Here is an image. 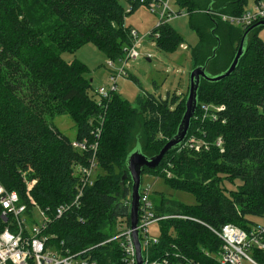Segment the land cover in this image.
<instances>
[{
    "label": "trees",
    "instance_id": "trees-1",
    "mask_svg": "<svg viewBox=\"0 0 264 264\" xmlns=\"http://www.w3.org/2000/svg\"><path fill=\"white\" fill-rule=\"evenodd\" d=\"M126 3L131 6L129 12L143 5L141 0H0V181L9 190H16L29 209L24 173L29 180H37L30 195L42 208L55 210L74 198L80 179L73 166L87 164L90 152L75 149L73 139L51 120L70 112L74 105L75 139L99 142L100 171L94 183L85 187L81 206L54 217L49 232L57 234L53 242L64 241L73 253L93 247L86 254L100 264H121L116 242L95 245L114 236L117 219L129 214L132 184L126 158L135 146L134 139L140 141L146 155L158 153L177 131L188 93L185 98L174 93L165 99L146 93L139 97L136 108L116 91L98 102L89 94L92 80L85 76L84 63L67 62L62 57L63 51H76L93 42L112 59L122 58L124 48L134 44L125 24ZM248 3L177 0L180 9L189 11L191 27L200 36L192 49L193 67L212 55L217 36L221 45L207 69L215 75L229 67L244 32L253 24L233 28L214 12L241 15ZM203 8L208 10L210 30L208 23L193 16L194 10ZM224 23L227 39L236 43L229 47L232 50L223 44L219 29ZM262 27L250 31L246 51L232 74L218 82L202 79L199 107L188 135V139L197 137L201 149L177 148L156 168H144L143 175L162 177L171 188L196 198L195 204H173L172 213H166V201L158 205L152 196L158 215L189 216L159 222L160 252L172 251L175 245V251L192 260L214 264L210 254L218 252L222 242L211 227L233 223L249 229L256 224L252 216L264 217ZM155 33L157 45L164 50H174L183 39L168 21L156 27L152 36ZM204 107L208 109L206 116ZM97 129H101L99 136ZM220 137L222 147L216 144ZM236 179L241 181L236 188L226 187V181L234 183ZM2 212L0 204V231L9 222ZM251 255L264 264V250L255 248Z\"/></svg>",
    "mask_w": 264,
    "mask_h": 264
},
{
    "label": "built area",
    "instance_id": "built-area-1",
    "mask_svg": "<svg viewBox=\"0 0 264 264\" xmlns=\"http://www.w3.org/2000/svg\"><path fill=\"white\" fill-rule=\"evenodd\" d=\"M141 2L155 13H157L156 7L160 8L161 23L167 22V17L175 13L170 7L169 0H141ZM184 12L183 9H180L179 12L175 13V16H179L177 14L182 15ZM214 13L219 15L225 22L247 28V26L264 20V0L254 2L252 7H246L241 15ZM137 36V32H133V40H136ZM138 44L139 42H134L131 47H126V49L128 48L126 50L127 58L139 56ZM181 47L187 48L183 44H181ZM1 56L2 48L0 47V59ZM148 56L151 55L148 54ZM109 65H112V61ZM125 74L124 68H121L119 73L111 75L113 86L110 90L106 86H101L98 89L102 99L110 97V94L116 90L118 78ZM204 108L208 110L207 107ZM97 131V136H99L101 129H97ZM72 144L77 150L89 151L90 157L87 164H74V174L80 179L75 196L70 202L58 205L55 210L50 207L42 208L31 197V188L28 186L27 195L30 197L31 203V208L29 209L28 203L22 201L20 194L16 190H9L0 181V204L3 207L2 217L5 221L9 220L8 225L0 231V264H100L92 255L86 254L93 247L73 253L64 246V241L53 242L57 234L49 232L54 217L60 218L72 207L81 206L84 189L94 183L95 171L98 168V141L90 143L88 139H75ZM216 144L222 147L223 139L221 137L218 138ZM204 145L207 147L206 144ZM185 146L194 147L196 150L201 149L200 144L196 140L190 141L187 139L183 147ZM165 171L168 176L172 175L170 171ZM34 209L37 210V214L41 217V222L39 223L35 218ZM177 216L189 218L184 215H158L152 199L151 187L142 185L138 225L136 227L144 256L142 264H201L180 253V251H175V245L171 246L174 248L172 251H159L161 228L159 227L157 234H152L151 226L161 220ZM128 220L129 224L126 227H119L117 224L115 235L95 245V247L116 242L121 254V264H138L136 245L132 236L134 229L131 228L129 214ZM211 229L222 242L218 252L210 254L216 260L214 264H244L245 261L250 264H259L252 257L251 251L255 248L264 250V226L255 224L249 229H245L236 224L227 223L220 228L211 227Z\"/></svg>",
    "mask_w": 264,
    "mask_h": 264
},
{
    "label": "rangeland",
    "instance_id": "rangeland-1",
    "mask_svg": "<svg viewBox=\"0 0 264 264\" xmlns=\"http://www.w3.org/2000/svg\"><path fill=\"white\" fill-rule=\"evenodd\" d=\"M171 9L176 13L180 8L177 5V0H169ZM254 0H249L247 7H252ZM126 11L128 12L125 17V24L130 28L131 35L133 32H137L138 36L134 42H139L138 50L139 56L134 58H127L126 46L124 48L125 54L122 58L112 59L109 55L101 50L93 42H88L76 51H63L62 57L67 62L81 61L85 65V76L92 80V87L90 89V95L95 98L96 101L102 100L101 95L98 93V89L101 86H106L109 90L113 86L111 81V75L119 73L121 68H124L125 75L118 78L116 92H118L123 98L127 99L133 107H138V100L141 95L146 93H152L157 98H167V96L181 95L186 97L189 85L190 74L193 69V54L192 49L197 45L200 36L196 30L191 27V17L189 11L184 8V14L175 16V13L167 17L168 23L171 24L183 37L180 44L186 45L187 48L180 46L174 50H164L157 45L156 37L158 33L152 36L153 30L161 24L160 20V8L156 7L157 13L153 12L146 5H142L139 8L130 11V5L125 4ZM206 8L194 10L193 16L197 21L204 20L203 23H208L210 30L211 23L208 18ZM207 15V17L205 16ZM164 23V22H163ZM238 27L237 25L232 26ZM220 32L223 35V44L228 45V50H232L236 46L231 40L227 39L228 29L226 24L220 25ZM260 37L264 40V27L260 28ZM228 40V41H227ZM233 45L232 48H229ZM150 54L151 56H148ZM112 61V65L109 63ZM155 83L157 86H155ZM113 91V92H115ZM217 109V108H215ZM205 110V109H204ZM206 116L207 110L204 111ZM72 111V112H71ZM62 115H55L52 117L54 125L66 136L75 140L77 135V121L76 111L77 109L72 107V110ZM190 141H197V137L192 135L189 138ZM136 139H134L135 145ZM100 171L98 167L96 173ZM168 175V174H167ZM24 176L27 180V186L31 189L36 184L37 180H29L26 173ZM241 181L236 179L234 183L226 181V187L229 189L236 188ZM142 185H149L152 190V196L155 195L156 203L158 205L164 203L167 208L166 213H172L170 209H174L173 204H188L193 205L196 203L194 194L171 188L166 180L162 177L145 173L143 175ZM30 189V190H31ZM161 202V204H160ZM177 209V208H176ZM37 210L34 209V215L37 222H41V217L37 214ZM179 217V216H177ZM189 217V216H188ZM189 219V218H175V219ZM254 223L264 226V217L252 216ZM119 227H126L129 224L128 216H120L117 219ZM116 224V227H118ZM255 225V224H253ZM159 227L162 229L160 223H156L151 226V233L157 234ZM121 229V228H120ZM250 253V252H249ZM244 264H250L244 262Z\"/></svg>",
    "mask_w": 264,
    "mask_h": 264
},
{
    "label": "water",
    "instance_id": "water-1",
    "mask_svg": "<svg viewBox=\"0 0 264 264\" xmlns=\"http://www.w3.org/2000/svg\"><path fill=\"white\" fill-rule=\"evenodd\" d=\"M209 11H211V8ZM259 26H264V20H260L246 29L242 36L238 50L229 67L221 73L214 75L208 71L207 67L209 62L216 57L217 50L221 45L220 38L217 36V44L213 48L212 55H210L203 64L195 65L191 71L190 85L185 101V111L176 133L165 143L158 153L152 156H148L143 152L142 145L139 140L136 141L134 148L128 153L126 158V167L132 184L130 191L129 219L131 222V228L134 229L132 236L136 245L138 264H142L144 258L142 253V245L139 240V233L136 229L138 225L144 168H156L159 166L162 159L168 152L183 147L184 143L188 139L192 120L199 107V88L202 79L210 82H218L232 74L238 67L241 57L246 51L247 40L250 31Z\"/></svg>",
    "mask_w": 264,
    "mask_h": 264
}]
</instances>
